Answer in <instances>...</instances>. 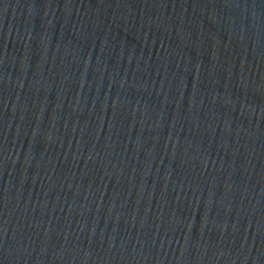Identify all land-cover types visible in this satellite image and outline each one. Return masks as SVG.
I'll return each instance as SVG.
<instances>
[{
  "label": "water",
  "instance_id": "95a60500",
  "mask_svg": "<svg viewBox=\"0 0 264 264\" xmlns=\"http://www.w3.org/2000/svg\"><path fill=\"white\" fill-rule=\"evenodd\" d=\"M0 264H264V0H0Z\"/></svg>",
  "mask_w": 264,
  "mask_h": 264
}]
</instances>
